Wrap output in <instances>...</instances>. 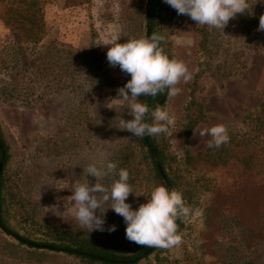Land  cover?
<instances>
[{
    "label": "rangeland",
    "instance_id": "rangeland-1",
    "mask_svg": "<svg viewBox=\"0 0 264 264\" xmlns=\"http://www.w3.org/2000/svg\"><path fill=\"white\" fill-rule=\"evenodd\" d=\"M145 4L146 0H91L69 6L65 0H47L43 7L46 31L35 46L17 45L0 20V87H14L11 97L0 95V125L9 148L2 171V214L24 238L56 245L66 236L122 255L147 248L125 238L123 218L113 210L109 209L105 218L107 225L116 226L114 232L89 233L73 217V206L68 204L72 184L83 178V169L93 160H114L129 171L134 194H129L127 202L133 208L145 202V196L158 184L142 138L119 129L120 118L131 117L122 106L124 102L114 98L130 75L110 66L108 46L99 44L116 34L121 36L120 42L144 36ZM162 4L156 33L164 37L165 52L186 63L191 78L181 80L177 85L180 92L167 96L161 105L175 117L172 138L152 139L166 170L178 182V190L188 192L190 200L186 203L193 211L181 221L179 245L157 248L137 264H193L192 256L199 254L204 208L210 196L205 184L230 182L231 175L221 166L186 162L185 132L188 113L194 108H189V102L194 99L203 108L202 119L187 143L194 157L217 150L207 147L209 136L199 135L206 126L223 123L237 138L255 127L252 118L264 100V31L257 26L264 17V0H249V12L237 14L223 31L198 25L187 15H178L164 0ZM49 43L64 50L61 60L55 52L47 51L44 56ZM65 51L78 54L72 58ZM67 57L69 71L62 66ZM40 65L44 68L41 74L36 71ZM87 178L94 182V177ZM51 187L68 189L56 191ZM141 193L145 196L136 195ZM63 201L62 218L44 214V207L53 203L59 202L63 210ZM0 264L95 263L68 253L20 245L0 230Z\"/></svg>",
    "mask_w": 264,
    "mask_h": 264
},
{
    "label": "clouds",
    "instance_id": "clouds-1",
    "mask_svg": "<svg viewBox=\"0 0 264 264\" xmlns=\"http://www.w3.org/2000/svg\"><path fill=\"white\" fill-rule=\"evenodd\" d=\"M256 2V0H255ZM164 3L175 9L178 15H187L201 26L223 29L237 14L249 12V0H164ZM252 7V5H251ZM259 30H264V17L259 19ZM120 35H112L105 40L106 58L110 66L130 75L125 84L117 89L118 98L124 102L130 119L120 118L121 130H127L132 136H164L171 139V128L175 117L160 104L150 107L138 97H157L161 94L174 97L180 92L177 85L187 82L190 72L186 63L170 57L162 47L164 37L152 33L140 37H128L120 42ZM200 136H209L208 148H220L230 140L229 130L223 123H215L202 128ZM94 177L90 183L88 176ZM105 179L110 183L105 184ZM56 191L67 187H51ZM72 215L79 225L89 233L93 231L114 232L116 226L106 224V213L109 209L123 218L125 238L139 246L170 249L182 242L179 223L189 217L193 209L187 205L181 190L170 188L164 183L155 184L145 202L136 208L127 202L133 193L129 171L119 167L114 160H93L83 169V178L76 180L71 187ZM104 207L105 204H109ZM60 203L44 207V214L61 217L65 213Z\"/></svg>",
    "mask_w": 264,
    "mask_h": 264
},
{
    "label": "trees",
    "instance_id": "trees-1",
    "mask_svg": "<svg viewBox=\"0 0 264 264\" xmlns=\"http://www.w3.org/2000/svg\"><path fill=\"white\" fill-rule=\"evenodd\" d=\"M46 1L0 0V20L10 31L17 45L31 44L35 46L41 42L46 31L43 8ZM90 1L65 0V4L73 6ZM162 5V0H151L148 14L150 34L156 33L155 26L162 15ZM257 26L259 27L258 23ZM47 51L55 52L59 56V60L62 59L61 54L64 53V50L51 43L45 46L44 56ZM65 52L67 56L73 55L72 58L78 54V52ZM68 61L69 58L67 57V63L62 65L66 67V71H69ZM36 71L41 74L44 68L41 65L37 66ZM12 93H14L13 86L0 87V95L3 98L11 97ZM161 95L144 97L143 101L149 104L150 107H154ZM191 106H194V108L192 107L193 110L188 113V125L185 132L186 162L195 165L204 162L210 165L211 168L221 166L231 175L230 182H208L205 187L203 186L205 190L210 192V196L204 208V230L201 232L199 254L192 256L193 264H264V100L260 103L259 112L252 118L256 122L252 130L242 134L239 138L229 132L230 140L228 144L231 145L230 147L222 145L214 153H208L205 156L198 154L197 157L189 153L187 143L192 129L202 119L203 108L194 99L189 102V108ZM249 117L251 116L249 115ZM149 140L151 146L147 148V155L153 166L157 183H163L155 166L156 161H159L171 188L179 189L178 182L166 170L165 160L154 140L152 137H149ZM141 142L146 146L143 139H141ZM209 150H212V148ZM222 152L225 155L221 156ZM8 159L9 148L0 125L2 171ZM2 188L3 173L0 175V217L8 230L17 233L4 220L2 214ZM181 191L185 200L189 201L188 192ZM178 223L180 227L182 222L179 221ZM59 241L56 244L59 247L77 249L116 260H134L130 263H108L68 253V255L95 264H137L141 259L149 256H141L142 250L133 254L122 255L107 248L96 246L89 241L72 239L66 236L59 238ZM179 263V261L174 262V264Z\"/></svg>",
    "mask_w": 264,
    "mask_h": 264
},
{
    "label": "water",
    "instance_id": "water-1",
    "mask_svg": "<svg viewBox=\"0 0 264 264\" xmlns=\"http://www.w3.org/2000/svg\"><path fill=\"white\" fill-rule=\"evenodd\" d=\"M150 3L151 0H146V4H145V21H146V32L145 35H150V26H149V8H150ZM167 96L166 94H162L161 97L159 98L158 102L155 104H160L162 105V103L166 100ZM154 105V107H155ZM144 143L146 144L147 148H150L151 146V142L149 140V137L145 136L142 138ZM3 154V151H2ZM3 157V155H2ZM155 160V158H154ZM155 166L157 168V171L159 173V176L162 180V182L171 188L170 186V182L168 180V178L166 177V174L164 172V169L162 168V165L159 161H156ZM2 168H3V162L2 160H0V175L2 173ZM178 223V221H177ZM0 230L7 235L8 237L12 238L13 240H15L18 243H21L22 245H25L26 247L32 248V249H37V250H47V251H52V252H61V253H71V254H76V255H81V256H85V257H89V258H94V259H98L101 261H105L108 263H130L133 262L134 260H116V259H112V258H106V257H102L99 255H95L92 253H88V252H83L77 249H72V248H64V247H59L56 245H52V244H44V243H39V242H35L32 240H29L27 238H24L23 236L12 232L10 230H8L5 225L3 224L1 217H0ZM157 248L154 247H147L146 249H144L141 252V256H145V255H149L151 254L153 251H155Z\"/></svg>",
    "mask_w": 264,
    "mask_h": 264
}]
</instances>
